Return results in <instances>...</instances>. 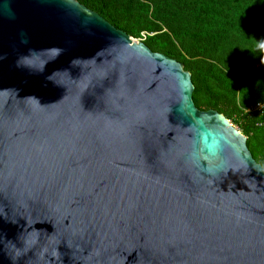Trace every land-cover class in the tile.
<instances>
[{
	"label": "water",
	"instance_id": "water-1",
	"mask_svg": "<svg viewBox=\"0 0 264 264\" xmlns=\"http://www.w3.org/2000/svg\"><path fill=\"white\" fill-rule=\"evenodd\" d=\"M193 78L78 0H0V264H264V167Z\"/></svg>",
	"mask_w": 264,
	"mask_h": 264
},
{
	"label": "trees",
	"instance_id": "trees-1",
	"mask_svg": "<svg viewBox=\"0 0 264 264\" xmlns=\"http://www.w3.org/2000/svg\"><path fill=\"white\" fill-rule=\"evenodd\" d=\"M194 73L198 109L223 114L264 167V0H78Z\"/></svg>",
	"mask_w": 264,
	"mask_h": 264
},
{
	"label": "rangeland",
	"instance_id": "rangeland-1",
	"mask_svg": "<svg viewBox=\"0 0 264 264\" xmlns=\"http://www.w3.org/2000/svg\"><path fill=\"white\" fill-rule=\"evenodd\" d=\"M233 125V124H232ZM233 126H235V125H233ZM236 127V126H235ZM237 128V127H236Z\"/></svg>",
	"mask_w": 264,
	"mask_h": 264
}]
</instances>
